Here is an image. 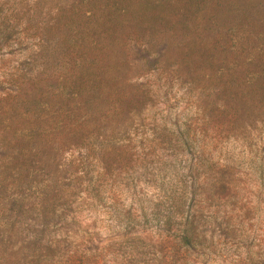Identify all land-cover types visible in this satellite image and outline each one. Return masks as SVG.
Masks as SVG:
<instances>
[{
	"label": "trees",
	"instance_id": "1",
	"mask_svg": "<svg viewBox=\"0 0 264 264\" xmlns=\"http://www.w3.org/2000/svg\"><path fill=\"white\" fill-rule=\"evenodd\" d=\"M263 39L264 0H0V55L16 56L0 72V188L13 197L0 264H53L43 229L82 206L105 213V255L125 264L241 263L249 185L221 146L250 149L263 180ZM174 81L194 115L147 116ZM9 210L34 211L40 229L3 231Z\"/></svg>",
	"mask_w": 264,
	"mask_h": 264
},
{
	"label": "rangeland",
	"instance_id": "2",
	"mask_svg": "<svg viewBox=\"0 0 264 264\" xmlns=\"http://www.w3.org/2000/svg\"><path fill=\"white\" fill-rule=\"evenodd\" d=\"M15 57L16 56H13L12 54L0 55V72L1 70L3 71L10 67L15 62L13 60ZM149 79L151 80L152 77H149ZM185 87L186 86L184 84H179V82L174 81L172 86H170V99L167 102L163 101L161 103H157L162 100L159 97L158 101L155 102V106L148 110L147 116H150L151 114L156 116L157 111H160V114L166 119H171L175 115H187L188 117L193 116V105L195 104L193 101L196 99L194 95L189 96L187 93H184L186 92ZM199 103L202 104L201 99H199ZM256 126H258L256 130L261 132L260 141L263 145H261V143H258V145L263 147L260 151V155L264 159V126H260L258 123ZM254 149L255 145L252 147V150ZM221 151L228 153V156L233 161L235 166L241 171V179L245 180V182L249 185L248 190L250 191V195L248 196V199L251 206L250 213H252V219L248 220V224H250V231L248 232L249 235L247 241H241L237 249L240 251L238 258L241 263L239 264H252L253 262L251 257L248 252L245 251L249 249V251L253 253L260 252L264 255V178L262 180L256 174H252V171L250 172L251 163L249 162V156L252 151L250 149L243 148L239 141L232 140L231 138L223 140ZM68 153L69 152H64L61 153V155L59 153L58 159L60 158L62 169L67 168L65 163L69 157L73 156ZM41 177V174L38 173L37 179H41ZM28 190L29 197L25 199L27 204L23 210H25L28 205L34 207L37 204L35 201H38L37 194L35 192L31 193L34 191L33 188L30 186ZM151 192L152 190L149 188L144 190V193L147 195ZM3 194L7 195V192L3 193V188H0V205L3 206L4 209H7L10 206V200L13 199V197L11 198L10 196L9 198L4 199L2 198ZM15 200L17 201L18 198H15ZM13 207L16 206L14 205ZM22 213L16 214L15 210L13 212L10 210L7 211L9 216H7L5 220L13 218V224L10 226L2 225V228H4L2 230L21 232L23 237L28 238L29 235H32V232L40 229V227L36 225V222L33 220V217H35L34 211H29L28 214L24 213V216H21ZM68 213L65 220H63L65 227L49 226L44 228L43 235L41 236L39 242L42 248L45 246L54 248L56 256L50 258L53 264H61L62 260L57 259V257L63 252H65L66 255H70L71 264H125V254L120 257L105 255L106 249L108 248H105L108 238L114 236V233H109V227L107 228L106 226L107 221L105 220V213L101 208L92 206L91 208L86 209V207L82 206L80 209H77L75 213H72V211L71 213ZM244 222H247V219H245ZM253 237H259L262 240L258 247H256L255 241H251V243L247 244V242H249ZM213 240H215V238H213ZM16 246H18V243ZM112 247L114 246H111L110 248ZM228 254L231 257H234L233 252L231 253L230 251ZM130 264H132V262Z\"/></svg>",
	"mask_w": 264,
	"mask_h": 264
}]
</instances>
